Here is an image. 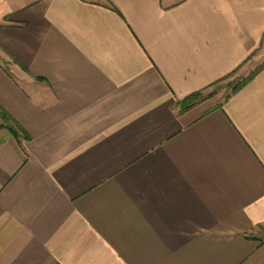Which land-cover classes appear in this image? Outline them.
<instances>
[{"label": "crops", "instance_id": "obj_1", "mask_svg": "<svg viewBox=\"0 0 264 264\" xmlns=\"http://www.w3.org/2000/svg\"><path fill=\"white\" fill-rule=\"evenodd\" d=\"M264 0H0V264H264Z\"/></svg>", "mask_w": 264, "mask_h": 264}, {"label": "rangeland", "instance_id": "obj_2", "mask_svg": "<svg viewBox=\"0 0 264 264\" xmlns=\"http://www.w3.org/2000/svg\"><path fill=\"white\" fill-rule=\"evenodd\" d=\"M262 64H264V43L263 45L261 44V47L257 51L253 60L250 59L247 61L245 65L235 71L232 75L225 77L203 91H198L193 98L187 101V104L195 105L204 102V106L207 109L220 106L226 96L231 93L233 88Z\"/></svg>", "mask_w": 264, "mask_h": 264}, {"label": "trees", "instance_id": "obj_3", "mask_svg": "<svg viewBox=\"0 0 264 264\" xmlns=\"http://www.w3.org/2000/svg\"><path fill=\"white\" fill-rule=\"evenodd\" d=\"M262 66H264V64H262L260 67H262ZM259 67V68H260ZM253 75V72L248 76V77H246L245 79H243L240 83H238L234 88H233V90L231 91V93L230 94H232V93H234L235 91H237L247 80H249V78H251V76ZM196 93H198V92H196ZM230 94L228 95V96H226V98L224 99V101L230 96ZM195 95V93H193V94H191V95H188L187 97H185L184 99H182L181 101H180V109L181 110H185V109H187V108H189V107H191L192 105H188L187 104V101L188 100H190L191 98H193V96ZM192 104V103H191ZM0 116L4 119L5 118V116L2 114V113H0Z\"/></svg>", "mask_w": 264, "mask_h": 264}]
</instances>
